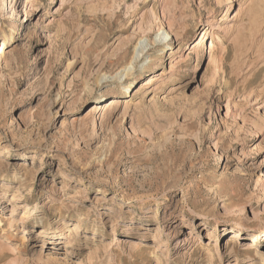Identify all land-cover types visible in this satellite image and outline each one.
<instances>
[{
    "label": "rangeland",
    "instance_id": "1",
    "mask_svg": "<svg viewBox=\"0 0 264 264\" xmlns=\"http://www.w3.org/2000/svg\"><path fill=\"white\" fill-rule=\"evenodd\" d=\"M0 264H264V0H0Z\"/></svg>",
    "mask_w": 264,
    "mask_h": 264
},
{
    "label": "bare ground",
    "instance_id": "2",
    "mask_svg": "<svg viewBox=\"0 0 264 264\" xmlns=\"http://www.w3.org/2000/svg\"><path fill=\"white\" fill-rule=\"evenodd\" d=\"M161 26H162V31L157 34V36H156L155 40L153 41V43H151L148 40H146L147 41V43H146L145 40H143V39H141L138 42V44L136 46V49H135V52H136L135 59L138 58L139 56H143L145 52L146 53H151L153 51V48H154L153 45L156 44L160 40L161 36H166V37L169 38L168 42L171 41L170 33L168 34V32H165L164 24H162ZM11 37L12 36L4 37L5 41L10 42V38ZM162 41H163V39H162ZM150 46H153V47L152 48H148ZM133 68H134V65H132V64H131V66L127 67V69H126L127 73H129ZM7 153H11V152L7 151ZM38 216H42V214L38 215ZM79 228L80 227L77 224H74V223L70 224V222H66L65 220L64 221L61 220L57 224L58 233L66 235L69 240L70 239H72V240L75 239L76 234L79 232Z\"/></svg>",
    "mask_w": 264,
    "mask_h": 264
}]
</instances>
